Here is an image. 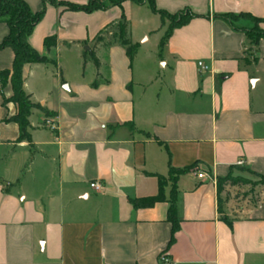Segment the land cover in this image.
Masks as SVG:
<instances>
[{"label":"crops","instance_id":"obj_1","mask_svg":"<svg viewBox=\"0 0 264 264\" xmlns=\"http://www.w3.org/2000/svg\"><path fill=\"white\" fill-rule=\"evenodd\" d=\"M22 1L43 9V0ZM101 3L91 13L48 4L30 35L55 63L23 69L26 94L51 113L32 112L31 143L6 122L17 114L4 105L10 82L0 89V264H264V197L227 224L217 186L236 169L264 176V38L252 45L255 24L240 17L264 20V0H154L159 11L195 16L163 47L166 25L147 4ZM124 25L133 61L118 39ZM8 34L0 23V43ZM93 53L99 68L84 59ZM13 61L12 49L0 51V71ZM170 167L191 170L173 182Z\"/></svg>","mask_w":264,"mask_h":264},{"label":"trees","instance_id":"obj_2","mask_svg":"<svg viewBox=\"0 0 264 264\" xmlns=\"http://www.w3.org/2000/svg\"><path fill=\"white\" fill-rule=\"evenodd\" d=\"M125 1H131L137 5H148L151 11L159 15L163 22L168 20L170 25L167 33L161 43L163 47L167 40L170 38L173 31L177 28L185 26L189 21L195 18V16L190 11H184L175 15H170L166 12L159 11L154 3V0H109L111 6H120ZM54 6H64L71 11H83L86 13H91L94 10H104L106 7L95 0H91L87 5H76L71 3H59L57 0H43V9L37 13L32 12L29 5L22 0H0V23H4L9 28L8 36L0 43V51L10 48L14 52V61L11 70L0 71V89L4 88L8 82H10L13 90V95L10 99L4 98V105L8 103H13L17 107V114L6 120L7 123H15L19 126L20 137L19 142L31 143L32 138L30 134V122L29 118L34 110L42 111L46 116L51 115L46 109L41 107L39 104L32 102L31 97L26 94L24 90V79H23V69L28 64H55L51 62L47 57L40 55L35 49H33L28 39L32 34L34 28L41 21L45 15L47 5ZM240 17L250 19L254 22V29L247 31L246 36L250 43L254 46L258 45L259 41L264 38V32L258 27L260 23L264 20L256 19L250 15H241ZM240 17L234 15H225L223 18L226 21H234ZM107 33V32H106ZM118 39L123 47L126 48L127 55L130 61H133V46L130 42L128 31L126 25L119 29ZM102 37H99L97 42L101 41ZM57 46L56 37H47L44 40V47L47 51ZM88 57L93 61L96 68H99L100 64L95 54L87 56L84 54L85 61ZM191 168L184 170H175L170 167L169 169V179L170 181H175L181 174L187 173ZM254 174V173H252ZM259 179L258 184L264 186V176L257 175ZM161 190L165 185V180L159 178ZM228 182H232L233 185L236 183L234 180L228 176L225 179H218V193L223 189V186ZM163 200V194L160 193L157 197L135 201L134 206L139 207H149L154 203ZM170 207L168 211V221L172 224L173 234L178 230V218H177V205H176V189L174 188L171 192ZM221 210V209H220ZM222 221L230 224V221L226 217H222ZM173 241V237L170 244Z\"/></svg>","mask_w":264,"mask_h":264},{"label":"rangeland","instance_id":"obj_3","mask_svg":"<svg viewBox=\"0 0 264 264\" xmlns=\"http://www.w3.org/2000/svg\"><path fill=\"white\" fill-rule=\"evenodd\" d=\"M165 25L166 34L170 25L168 20H165ZM230 177L236 184L228 182L220 192L222 214L229 220L235 216L233 213L236 209L245 204H258L264 197V186L258 184L257 176L246 169L233 170Z\"/></svg>","mask_w":264,"mask_h":264},{"label":"built area","instance_id":"obj_4","mask_svg":"<svg viewBox=\"0 0 264 264\" xmlns=\"http://www.w3.org/2000/svg\"><path fill=\"white\" fill-rule=\"evenodd\" d=\"M97 2H103L104 0H95ZM199 68L201 69V71L203 72H208L209 68L203 63V62H199L198 63ZM52 130H56V127H51ZM205 177V175L203 173H199L198 174V178L203 179ZM91 187L97 191H100L102 189V186L99 183H93L91 184ZM162 264H170L168 259L165 257H162Z\"/></svg>","mask_w":264,"mask_h":264}]
</instances>
